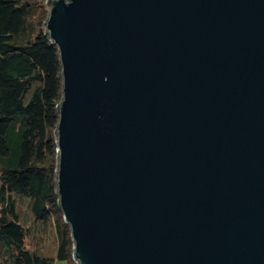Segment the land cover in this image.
<instances>
[{
    "label": "water",
    "instance_id": "1",
    "mask_svg": "<svg viewBox=\"0 0 264 264\" xmlns=\"http://www.w3.org/2000/svg\"><path fill=\"white\" fill-rule=\"evenodd\" d=\"M56 196L75 264H264V0H49Z\"/></svg>",
    "mask_w": 264,
    "mask_h": 264
},
{
    "label": "trees",
    "instance_id": "2",
    "mask_svg": "<svg viewBox=\"0 0 264 264\" xmlns=\"http://www.w3.org/2000/svg\"><path fill=\"white\" fill-rule=\"evenodd\" d=\"M48 3L0 0V264H75L56 196L61 68L44 28ZM20 202L34 223L54 219V258L27 246Z\"/></svg>",
    "mask_w": 264,
    "mask_h": 264
},
{
    "label": "rangeland",
    "instance_id": "3",
    "mask_svg": "<svg viewBox=\"0 0 264 264\" xmlns=\"http://www.w3.org/2000/svg\"><path fill=\"white\" fill-rule=\"evenodd\" d=\"M36 2L37 0H31ZM19 213L21 220L27 228L26 244L31 249L36 250L41 255L47 257H55L57 247V237L54 228V219L44 226L34 223L35 221L30 216L28 208L24 202L19 204ZM53 264H68L67 261L55 259Z\"/></svg>",
    "mask_w": 264,
    "mask_h": 264
}]
</instances>
